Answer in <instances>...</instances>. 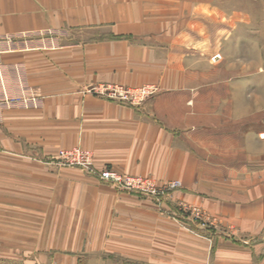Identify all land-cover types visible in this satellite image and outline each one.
Listing matches in <instances>:
<instances>
[{"label": "crops", "instance_id": "crops-1", "mask_svg": "<svg viewBox=\"0 0 264 264\" xmlns=\"http://www.w3.org/2000/svg\"><path fill=\"white\" fill-rule=\"evenodd\" d=\"M75 146L182 187L50 164ZM0 264H264V0H0Z\"/></svg>", "mask_w": 264, "mask_h": 264}, {"label": "built area", "instance_id": "built-area-1", "mask_svg": "<svg viewBox=\"0 0 264 264\" xmlns=\"http://www.w3.org/2000/svg\"><path fill=\"white\" fill-rule=\"evenodd\" d=\"M53 34L48 31L41 36ZM56 46L53 42L52 47ZM159 87L155 84H146L141 86H127L122 84H101L91 86L87 92L99 95L105 99L127 105L133 108L141 107L149 98L156 95ZM27 106H39L40 99L36 96L29 98H19ZM50 164L60 167L77 168L89 176L95 177L101 182L112 184L127 191H134L140 195L150 197L156 202L163 201L172 190L180 188L181 182L174 181L165 184H157L155 180L149 177L134 176L120 173L111 167H98L92 151L75 146L71 148L59 149L56 156ZM194 219H200L201 212L198 208L193 209ZM187 228L190 226L186 225Z\"/></svg>", "mask_w": 264, "mask_h": 264}, {"label": "rangeland", "instance_id": "rangeland-1", "mask_svg": "<svg viewBox=\"0 0 264 264\" xmlns=\"http://www.w3.org/2000/svg\"><path fill=\"white\" fill-rule=\"evenodd\" d=\"M56 37H58L56 34H47V35H45V36H37V39L36 40H38L39 38H45L46 40H48V42H49V44L50 45H52L53 44V42H55V45H57L56 43L58 42L57 40H55L56 39ZM52 38H54V39H52ZM30 40H32V39H30ZM29 42H31V41H29ZM48 44V43H47ZM154 180V179H153ZM171 182H174V181H171ZM180 182V181H179ZM169 183V182H168ZM157 184H159V183H157ZM112 185V184H111ZM181 185H182V183H181ZM182 187V186H181ZM180 187V188H181ZM177 189H179V188H177ZM176 190V189H175ZM173 191V190H172ZM171 193V192H170Z\"/></svg>", "mask_w": 264, "mask_h": 264}]
</instances>
